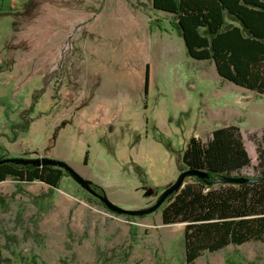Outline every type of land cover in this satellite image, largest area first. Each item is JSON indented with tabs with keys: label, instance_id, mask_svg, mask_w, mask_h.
Instances as JSON below:
<instances>
[{
	"label": "rangeland",
	"instance_id": "374dc122",
	"mask_svg": "<svg viewBox=\"0 0 264 264\" xmlns=\"http://www.w3.org/2000/svg\"><path fill=\"white\" fill-rule=\"evenodd\" d=\"M108 1L0 0V154L44 156L49 136L66 123L65 104L75 99L83 106L91 97L73 110L71 131L46 154L100 185L123 209L153 204L182 171L189 137L206 140L223 125L238 126L250 157L241 173L251 175L264 95L222 79L211 60L189 57L175 30L152 42L146 93L143 81L139 92L127 88L120 54L105 60L109 94L91 95L90 88L85 97V54L93 43L84 40V25ZM136 2L151 10L150 0ZM151 16L170 27L168 14ZM70 75L73 97L59 101V78L66 90ZM0 198V264H187L183 224H162V207L146 215L111 213L70 175L57 188L8 177ZM190 264H264V237L204 252Z\"/></svg>",
	"mask_w": 264,
	"mask_h": 264
},
{
	"label": "trees",
	"instance_id": "16d2710c",
	"mask_svg": "<svg viewBox=\"0 0 264 264\" xmlns=\"http://www.w3.org/2000/svg\"><path fill=\"white\" fill-rule=\"evenodd\" d=\"M150 7L169 15L170 29L181 37L189 57L211 60L222 79L264 95V0H150ZM152 21L159 29H167L162 19ZM147 69L148 65L145 93ZM57 136L55 128L48 138L45 157ZM254 150L253 173L244 175L241 171L250 166V157L238 126L214 128L206 140L189 137L181 154L182 170L195 169L204 176L187 177L184 185L158 207H162V224L184 223L185 263H193L204 252L264 237V129L254 138ZM64 175H69L64 168L49 164L0 163V181L11 177L57 188ZM223 177L245 181L221 182ZM91 187L104 192L96 183L91 182ZM0 261H4L1 251Z\"/></svg>",
	"mask_w": 264,
	"mask_h": 264
},
{
	"label": "crops",
	"instance_id": "0c3cea01",
	"mask_svg": "<svg viewBox=\"0 0 264 264\" xmlns=\"http://www.w3.org/2000/svg\"><path fill=\"white\" fill-rule=\"evenodd\" d=\"M152 11V9L149 10L138 5L136 0H109L108 5L98 7L87 15L86 19L88 22L84 25L86 34L84 40H91L93 46L85 54V60L87 61L85 65V97L89 95L90 88L92 89L90 91L91 95L93 93L99 96L109 94L112 87H109L102 81V73L106 67L105 60L120 56V54V57L126 61L121 68L120 76L122 80H125L127 88L139 92L143 81L144 89L146 65H148L147 62L150 58L152 42L153 40H161L163 34H170L173 30L163 25V27L167 28L166 30H161L158 27L156 30H153ZM154 25L155 27L157 26L156 24ZM132 58L139 61L138 65L131 63ZM147 70L149 74V66ZM64 82V77L59 78V83L56 86L55 93L59 101L61 100L60 95H63L65 98L68 95L69 97H73L71 88L74 85L73 83H75L73 75H70L67 80L66 85H68V88L66 90H62L61 88ZM89 98L91 102V97ZM90 102L82 106L81 104L78 105L79 103L74 99L69 100L65 104L64 109L69 110V114L66 118V112L63 114V120H66V123L64 122L61 126L55 147L59 139L71 131L75 115L74 111L80 107L84 108L88 106ZM86 129L87 125L84 122L81 131L85 132ZM81 167V164L77 165V168L81 169Z\"/></svg>",
	"mask_w": 264,
	"mask_h": 264
},
{
	"label": "water",
	"instance_id": "95a60500",
	"mask_svg": "<svg viewBox=\"0 0 264 264\" xmlns=\"http://www.w3.org/2000/svg\"><path fill=\"white\" fill-rule=\"evenodd\" d=\"M8 161V162H13L16 164H33L36 166L40 165H54V166H59L64 168V170L83 188L85 189L89 194L93 195L97 199L101 201V203L104 205V207L115 214H125V215H146L149 213L154 212L169 196L171 193H173L175 190L181 188L184 185V180L187 177L191 176H197L199 178H202L204 174L198 170L195 169H184L179 174L176 176L173 182H171L169 185L165 187V189L161 192V194L157 197L155 202L151 204L150 206L143 208V209H138V210H128V209H123L114 203H112L108 197L105 195L104 192L101 194L94 191L91 187V182L89 180H86L82 176H80L71 166H69L67 163L52 159V158H47L45 156H37V157H32V158H19V157H7V158H0V163ZM245 179L243 178H236V177H223L221 179V182H227V183H240L244 182ZM184 224V223H181Z\"/></svg>",
	"mask_w": 264,
	"mask_h": 264
},
{
	"label": "flooded vegetation",
	"instance_id": "af4514ba",
	"mask_svg": "<svg viewBox=\"0 0 264 264\" xmlns=\"http://www.w3.org/2000/svg\"><path fill=\"white\" fill-rule=\"evenodd\" d=\"M2 156H4V157H5V156H7V155H4V154H0V158H1Z\"/></svg>",
	"mask_w": 264,
	"mask_h": 264
}]
</instances>
